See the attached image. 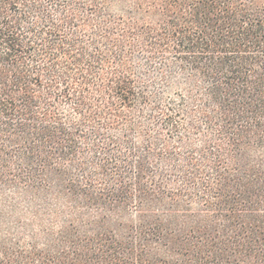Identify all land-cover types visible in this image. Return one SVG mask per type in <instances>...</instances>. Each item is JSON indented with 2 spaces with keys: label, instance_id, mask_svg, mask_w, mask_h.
Here are the masks:
<instances>
[{
  "label": "trees",
  "instance_id": "16d2710c",
  "mask_svg": "<svg viewBox=\"0 0 264 264\" xmlns=\"http://www.w3.org/2000/svg\"><path fill=\"white\" fill-rule=\"evenodd\" d=\"M0 264H264V0H0Z\"/></svg>",
  "mask_w": 264,
  "mask_h": 264
}]
</instances>
